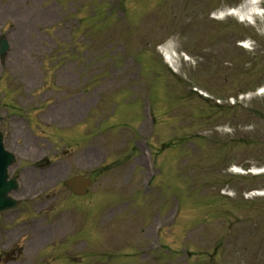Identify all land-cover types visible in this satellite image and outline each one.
<instances>
[{"label": "rangeland", "instance_id": "obj_1", "mask_svg": "<svg viewBox=\"0 0 264 264\" xmlns=\"http://www.w3.org/2000/svg\"><path fill=\"white\" fill-rule=\"evenodd\" d=\"M242 1L0 0V35L11 44L0 64V130L23 157L11 168L21 172L20 206L0 215V264H88L94 255L90 264H264V199L246 196L264 176L230 171L264 167V94L249 97L264 87V17L254 26L210 19ZM166 41L189 59L178 74L155 54ZM137 72L148 88L140 97ZM111 101L114 122L139 131L116 130L111 140L99 129L77 144L82 133L66 129L83 118L100 124ZM53 106L66 110L64 123L52 122ZM144 107H152L154 132L141 124ZM143 139L158 163L155 192L134 191L141 195L127 206L120 201L146 176ZM40 154L48 161L36 175L32 157ZM79 173L94 183L68 204L59 182Z\"/></svg>", "mask_w": 264, "mask_h": 264}, {"label": "bare ground", "instance_id": "obj_2", "mask_svg": "<svg viewBox=\"0 0 264 264\" xmlns=\"http://www.w3.org/2000/svg\"><path fill=\"white\" fill-rule=\"evenodd\" d=\"M264 0H246L242 5L238 8L231 10V11H223L217 15L232 16L241 21L248 22V23H255L254 16H264V11L261 9V4ZM161 53L165 58L166 62L172 66L174 70L177 69V61L178 56L175 54L172 44L168 43L161 47Z\"/></svg>", "mask_w": 264, "mask_h": 264}, {"label": "water", "instance_id": "obj_3", "mask_svg": "<svg viewBox=\"0 0 264 264\" xmlns=\"http://www.w3.org/2000/svg\"><path fill=\"white\" fill-rule=\"evenodd\" d=\"M6 160L0 157V210L8 209L10 201L6 198V192L12 188V184L5 181L4 167L7 164V157L4 156Z\"/></svg>", "mask_w": 264, "mask_h": 264}]
</instances>
